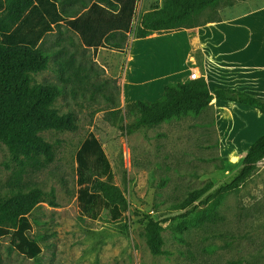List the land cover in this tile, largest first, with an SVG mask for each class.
Instances as JSON below:
<instances>
[{
	"label": "rangeland",
	"instance_id": "rangeland-1",
	"mask_svg": "<svg viewBox=\"0 0 264 264\" xmlns=\"http://www.w3.org/2000/svg\"><path fill=\"white\" fill-rule=\"evenodd\" d=\"M263 14L246 13L240 20L254 21ZM60 25L62 34L50 32L52 28L41 41L50 51L48 68L32 76L36 83L58 85L60 94L52 105L59 113L72 111L76 128L40 132L52 145L53 160L23 175L29 186L45 193L53 189V197L47 194L28 214L26 234L40 251L28 257L15 248L10 234L3 235L0 264H227L237 259L264 264V158L242 182L207 204L198 200L185 210L176 208L188 190L211 183L209 193L237 173L246 149L264 132V115L242 104L211 102L197 115L125 134L122 126L134 120L123 117L128 92L123 77L131 65L127 51L106 47L98 57V47L85 48L68 26ZM169 30H159L158 38L148 39L134 54L137 66L146 65L137 81L171 62ZM60 38L67 39L62 46ZM122 46H128L126 35ZM145 87L138 85L137 92L143 94ZM90 134L100 141L112 182L127 201L117 216L106 204L96 208V215L86 212L77 199L76 153ZM17 169L0 142V199L9 194ZM205 213L211 220L200 222ZM147 214L165 227L164 254L152 255L146 246L142 220ZM178 221L187 227L180 238L171 229Z\"/></svg>",
	"mask_w": 264,
	"mask_h": 264
},
{
	"label": "trees",
	"instance_id": "trees-1",
	"mask_svg": "<svg viewBox=\"0 0 264 264\" xmlns=\"http://www.w3.org/2000/svg\"><path fill=\"white\" fill-rule=\"evenodd\" d=\"M102 1L111 4L110 0ZM115 1L116 13L94 2L79 15L78 11L60 6L58 0H3L0 4V142L18 166L11 179L9 194L0 199V236L10 234L15 248L28 257H34L40 251L38 244L26 234L30 228L28 214L47 194L53 197V189L45 193L38 186H29L23 181V175L28 168H43L53 160L52 145L40 135L41 131L76 128L72 111L59 113L52 105L60 94L58 85L34 82L32 73L48 68L50 51L42 46L43 35L63 21L78 33L86 47L122 48L121 42L114 39L117 32L121 35L119 38L124 39L122 33L130 27L136 0ZM220 1L164 0L162 8L151 15L149 26L159 28L185 23L189 17L202 14ZM163 89V95L157 100H136L124 105L123 117H134L132 122L122 126L125 134L187 114L197 115L208 108L213 99L253 107L264 115L263 98L236 88L211 89L202 75L183 82L167 83ZM116 110L111 111L112 114ZM261 158H264V132L246 149L239 170L228 182L209 193L211 183L190 189L176 208L185 210L198 200L207 204L228 192L254 170ZM76 162L80 186L77 199L82 209L94 211L96 215V208L106 204L115 216L121 214L127 206L126 198L112 182L109 160L93 134L81 143ZM50 204L55 205V202L50 200ZM211 218V214L205 213L199 220ZM142 222V235L149 252L164 254L162 233L165 227L162 222L148 214L143 216ZM171 229L180 238L187 227L178 221L172 223ZM227 264L245 262L237 259Z\"/></svg>",
	"mask_w": 264,
	"mask_h": 264
},
{
	"label": "crops",
	"instance_id": "crops-1",
	"mask_svg": "<svg viewBox=\"0 0 264 264\" xmlns=\"http://www.w3.org/2000/svg\"><path fill=\"white\" fill-rule=\"evenodd\" d=\"M110 1L111 4L102 0H58L59 5L65 9L78 11L77 15L94 2L116 13L117 9L114 7L116 1ZM163 1L136 0L130 27L128 31L121 32L122 35L127 36L128 46L127 48L122 46L119 50L127 51V60L131 63L123 77V90L125 91L126 86L128 91L125 104L148 98L159 99L164 93L165 84L189 79L188 74L193 69H198L211 89L229 87L244 90L256 96L258 94L264 96V14L254 21L240 20L246 13L248 15L264 13V0H225V5H215V2L210 9L200 15L189 17L185 23L159 28L150 27L151 15L162 8ZM61 23L65 24L63 21ZM60 24L56 26L58 29L53 26L54 29L49 31H58L59 35L62 34ZM139 27L144 30L142 31ZM165 29H170L168 34L174 42L169 46L173 55L171 62H167L165 67H157L156 70L146 74L145 79L137 81L139 72L142 69L146 70V65L137 66L134 54L143 50L145 41L158 38L160 35L158 31ZM72 31L78 36L77 32ZM258 31L259 34H257ZM119 36L121 35L117 32L114 40L122 44L125 37L121 39ZM66 40L60 38L57 44L62 46L60 42ZM79 42L81 43V40ZM101 49L107 48L98 46L96 56L99 57ZM138 85L146 86L143 94L137 92ZM211 102L223 103L216 99Z\"/></svg>",
	"mask_w": 264,
	"mask_h": 264
},
{
	"label": "built area",
	"instance_id": "built-area-1",
	"mask_svg": "<svg viewBox=\"0 0 264 264\" xmlns=\"http://www.w3.org/2000/svg\"><path fill=\"white\" fill-rule=\"evenodd\" d=\"M200 76H201V74L199 73L198 69H195L194 71H191L189 73V78L190 79H195V78H198Z\"/></svg>",
	"mask_w": 264,
	"mask_h": 264
}]
</instances>
